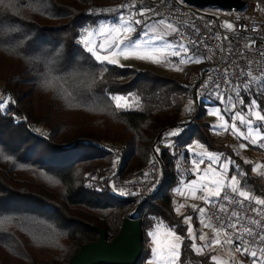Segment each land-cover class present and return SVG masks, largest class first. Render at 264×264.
I'll list each match as a JSON object with an SVG mask.
<instances>
[{
  "label": "trees",
  "instance_id": "trees-1",
  "mask_svg": "<svg viewBox=\"0 0 264 264\" xmlns=\"http://www.w3.org/2000/svg\"><path fill=\"white\" fill-rule=\"evenodd\" d=\"M112 1L127 0H5L7 6H0V83L14 96L0 106V264H68L98 239L94 227L110 240L119 234L134 198L112 191L115 159L98 149L103 142L124 146L122 175L141 172L153 157L163 169L157 194L146 197L136 211L143 231L138 264H143L150 256L148 230L158 222L180 234L186 229L178 226L170 193L182 171H175L157 138L171 126L179 129L183 156L195 136L224 152L205 132L209 123L201 122L205 102L191 121H181L192 95L187 82L100 64L78 43L85 28L114 15L103 11L104 3ZM50 77L61 78L58 87L45 86ZM257 87L253 84L254 91ZM240 93L246 102L253 95L244 89ZM129 94L140 98L133 110L116 109L108 101L110 95ZM37 124L49 134H37ZM224 155L247 174L238 177L242 184L264 197V176L254 175L252 166L231 151ZM188 214L197 219L192 209ZM184 245L180 264H213L211 255H197L189 240Z\"/></svg>",
  "mask_w": 264,
  "mask_h": 264
},
{
  "label": "snow or ice",
  "instance_id": "snow-or-ice-1",
  "mask_svg": "<svg viewBox=\"0 0 264 264\" xmlns=\"http://www.w3.org/2000/svg\"><path fill=\"white\" fill-rule=\"evenodd\" d=\"M0 6H7L5 0H0ZM116 11L120 12L116 23H102L96 28H85L78 40V43L90 54V58L96 62L116 65L119 63V58L123 57L153 63H172L168 59L172 56L179 58L178 64H186L201 63L205 59L198 53L200 42L193 38H189L188 44L183 40L169 42L166 38L178 34L179 29L167 18L149 22L151 17L147 14L153 12V9L138 7L136 0H131L130 3L120 5ZM125 12L127 15L124 14ZM141 25L143 28L138 31V26ZM222 26L229 30L234 29L233 24L228 22ZM97 39L100 41L99 44ZM246 47L250 48L251 44ZM190 50L191 55H188ZM181 53L184 55L182 56ZM56 55H59L58 51ZM54 59L55 57L50 62H54ZM227 73L228 70L225 69V76ZM240 75L247 78L242 87L253 94L252 98L246 102L241 98V86L232 85L227 79L225 83L231 94L221 92L220 84H215L217 100L224 107L213 109L209 113L216 115L218 120L222 121L212 128L230 132L235 138L247 141L239 145L240 149H246L249 145L264 149V100L259 99L260 96H264V75H253L250 68L247 72L241 70ZM60 79L50 77L45 81V86L58 87ZM253 84L258 86L255 91ZM68 95L72 94L68 93ZM108 101L116 109L127 111L138 107L140 98L132 94L110 95ZM4 103L6 102L0 100V106ZM185 110L191 111V108L186 107ZM178 134L179 129L167 133L168 136ZM196 147L203 151L195 152L191 146L188 151L192 152L193 157H199L192 160V173L197 175V179L184 185V188H177L176 192L178 195L200 200L208 205V207H200L192 204L190 207L200 214V224L209 231H201L197 235L191 224V216H185L183 220L187 225V237L179 235L174 227L158 222L153 231L148 233L153 245L148 264H180L181 249L185 246L186 238L191 241L189 246L197 255H203L206 249L215 251L218 246L231 253L227 261H222L215 255L211 256L213 264H245L244 259L236 258V254L250 260L251 264H264V197L257 196L242 184L238 177L247 174L230 157L223 153L209 152L199 142H196ZM4 158L10 159V157ZM205 159L208 164L201 169L200 165L205 163ZM244 162L253 163L248 160ZM231 169H235V172L229 176ZM262 169L264 164L255 163L251 171L264 176ZM184 207L185 204H178L174 210L178 215H182L181 209ZM213 216L215 221L212 219ZM197 240L200 241L199 244L196 243Z\"/></svg>",
  "mask_w": 264,
  "mask_h": 264
},
{
  "label": "built area",
  "instance_id": "built-area-1",
  "mask_svg": "<svg viewBox=\"0 0 264 264\" xmlns=\"http://www.w3.org/2000/svg\"><path fill=\"white\" fill-rule=\"evenodd\" d=\"M138 3V7L154 10L147 14L151 20L167 18L173 23L179 29V33L175 34L177 41L183 40L185 44H188L189 38H193L200 42L198 53L205 58V62L196 72L195 79L190 85L194 107L191 111L192 116L184 123L191 121L197 114L201 102L218 101L215 84H220L221 92L231 94L225 80L230 81L232 85H240V90L244 89L242 86L247 78L240 75L241 70L247 72L250 68L253 75H264V55H262L264 53V5L260 0L247 1L245 7L240 10L198 7L184 0H140ZM225 22L233 24L234 29L229 30L223 27ZM249 44L251 47H246ZM208 57L211 58L208 59ZM225 69L228 70L227 76H225ZM33 129L35 131L36 127ZM173 130L177 129L168 126L157 138V146L159 149L167 150L173 160L175 171L178 172L184 150L179 144L177 135H167ZM98 149L110 153L114 159L122 156V151L111 143H101ZM121 165L118 161L112 173L111 189L119 196H133L138 208L146 197L157 194L163 169L153 157L141 174L133 179H124L120 175ZM176 183H180L179 177L176 178ZM170 193L174 200L176 195L173 188ZM136 207L130 214L136 213ZM212 219L215 221L214 216ZM223 250L229 256L231 255L229 251L224 248ZM236 258L244 259L245 264H251L250 260L241 258L239 254H236Z\"/></svg>",
  "mask_w": 264,
  "mask_h": 264
},
{
  "label": "rangeland",
  "instance_id": "rangeland-1",
  "mask_svg": "<svg viewBox=\"0 0 264 264\" xmlns=\"http://www.w3.org/2000/svg\"><path fill=\"white\" fill-rule=\"evenodd\" d=\"M250 1V0H248ZM126 2L130 3L131 0H127ZM138 2H140V0H136L137 6H138ZM122 5V2H117V1H112V2H106L104 3V10L107 13H113L114 15L109 17L108 20L102 21L100 24L102 23H116L117 22V18L120 15V12L116 11V9L119 8V6ZM121 11H124L123 9H121ZM125 15H127V12L124 13ZM152 21V20H151ZM149 21V22H151ZM99 24V25H100ZM99 25H97L96 27H98ZM95 27V28H96ZM136 34H134L135 36ZM169 42L175 43L177 41V39H170L169 37L166 38ZM99 39H97V43L99 44ZM181 55L183 56L184 53H181ZM188 55H191V50L188 53ZM200 55V54H199ZM201 56V55H200ZM168 59L170 61H172V63H153V62H149L146 60H138L135 58H128V59H124L123 57L119 58V63L116 65L119 66H125V67H133V68H137V69H142V70H150L155 72L156 74H160V75H164V76H170L176 79H179L183 82H187L189 84V86L192 84V82L195 79V74L198 71V69L203 65V62L201 63H195V62H190V63H186V64H178L177 61L179 58L177 57H172L169 56ZM177 68H179V70H177ZM135 96V95H134ZM2 97H6L7 99L13 100L14 96L13 94L10 93V91L8 89H6V86L4 85V83H0V100H4ZM2 98V99H1ZM243 98V97H242ZM252 98V97H251ZM244 99V98H243ZM186 107H190L191 111L193 110V100L192 98L188 97V99L186 100V103L184 105V110L182 113V118L181 121L184 122L185 120H187L189 117H191V111H186ZM223 105H221L219 102L215 103V102H205L204 103V110L205 112V116L202 119V123H209L210 125V129L209 130H205V132L207 134H209V136H211L214 139V146L217 149H222L224 152H232L234 155H237L239 157H241V159L243 161L248 160V161H252L251 165L252 167L254 166L255 163H260V164H264V149L262 148H258V147H254L249 145V147H247L246 149H240L239 145L241 143H247V141L244 140H239L237 138H235L232 134H230V132H224L220 129H216L213 130L212 126L216 125L218 123H222V121L218 120V117L214 114H209L213 109L216 108H221L223 109ZM136 108V107H135ZM133 108V109H135ZM132 109V110H133ZM227 119V117H225ZM35 131L38 132L39 134L42 135H48L49 134V130L46 126L42 125H35L33 126V128H35ZM196 142H199V144H202L205 146V148L209 151V152H213V153H220V152H216L214 150H212L206 143H204L198 136L193 137V139L191 140V142L186 146L187 150L189 149V146H191L195 152H201L203 151V149H200L198 147H196ZM105 143V142H103ZM107 143H111L114 146H116L117 148H119L122 151V156H123V145L122 144H116V143H112V142H107ZM223 152V154H224ZM115 158V163L112 165L111 167V176L112 173L114 172V170L116 169V165L117 162L120 161L121 162V158ZM226 156V155H225ZM229 157V156H227ZM199 159V157H193L192 152H188L187 156H183L180 160V165L178 170H181L182 173L180 175V183L177 184L174 188H173V192L176 195V198L173 200L174 203V209L178 204H185V207L183 209H181L182 215H178L176 213V211L174 210L175 215L178 217V226L182 227V228H186L185 229V233L184 234H180L177 230V233L179 235L185 236L187 237V225L183 223L184 217L185 216H191L192 217V227L194 232L199 235L201 231L204 232H208L209 229L203 228V226L200 224V214L198 212H196V218H193V215L188 214V211L190 209H192L190 207V205L192 204H196L200 207H204L205 204L203 203V201L200 200H193L190 197L186 198L185 196H181L178 195L176 192L177 188H184V185H187L190 181L192 180H196L197 179V175H194L192 173V168H193V164H192V160L193 159ZM113 159V156H112ZM122 163V162H121ZM245 163V162H244ZM208 164L207 159H205V163L200 165L201 169H204L206 167V165ZM247 164V163H245ZM231 167V166H230ZM262 171H264V169H262ZM142 172V171H141ZM141 172L138 171H133L132 173H126V174H120L122 176V178L124 179H133L135 178L137 175L141 174ZM254 173V172H253ZM254 175H258L257 173H254ZM229 176H231L229 174ZM185 191H187V189H185ZM199 194V193H198ZM136 205L135 203L133 204V207L131 209V211L128 213L130 214L131 212L134 211ZM137 208V207H136ZM193 210V209H192ZM126 214V216L128 215ZM155 228V226L147 231V238L149 240L148 242V247L150 249V256L148 258L147 261H145L143 264H148V261L151 259V248H152V240L151 237L148 235V233L150 231H153V229ZM188 240L187 238L184 240V242ZM191 243V241H189ZM197 244L200 243L199 240L196 241ZM182 251V249H181ZM206 255H211V256H217L220 260L222 261H227L230 259L229 254H227L222 247H217L215 249V251L212 250H205L203 256Z\"/></svg>",
  "mask_w": 264,
  "mask_h": 264
},
{
  "label": "water",
  "instance_id": "water-1",
  "mask_svg": "<svg viewBox=\"0 0 264 264\" xmlns=\"http://www.w3.org/2000/svg\"><path fill=\"white\" fill-rule=\"evenodd\" d=\"M198 7L237 9L245 7L244 0H184ZM96 241L89 242L76 253L68 264H138L143 252L142 220L136 214H128L122 222L119 234L108 239L105 231L93 228Z\"/></svg>",
  "mask_w": 264,
  "mask_h": 264
},
{
  "label": "crops",
  "instance_id": "crops-1",
  "mask_svg": "<svg viewBox=\"0 0 264 264\" xmlns=\"http://www.w3.org/2000/svg\"><path fill=\"white\" fill-rule=\"evenodd\" d=\"M175 35V34H174ZM174 35H171V36H168L170 39H174ZM203 63L205 62V59H203V61H202ZM173 205H174V203H173Z\"/></svg>",
  "mask_w": 264,
  "mask_h": 264
}]
</instances>
